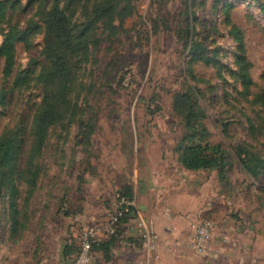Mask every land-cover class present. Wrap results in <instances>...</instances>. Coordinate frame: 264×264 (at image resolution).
Returning <instances> with one entry per match:
<instances>
[{
	"label": "rangeland",
	"instance_id": "374dc122",
	"mask_svg": "<svg viewBox=\"0 0 264 264\" xmlns=\"http://www.w3.org/2000/svg\"><path fill=\"white\" fill-rule=\"evenodd\" d=\"M5 1L9 22L30 29L35 7L29 0ZM92 2H76L84 26L92 20ZM115 2L125 12L111 26L94 28V54L81 71L79 113L86 122L52 129L34 158L35 185L28 183L31 175L19 182L17 206L6 191L1 198L0 264H120L115 251L133 247L160 259L154 214L169 202L181 203L187 189L192 193L186 201L204 207L211 197L224 199L231 217L264 233V176L254 179L235 165L221 181L217 171L183 168L177 148L183 114L174 106L178 94L196 88L210 141L227 150L249 146L264 156V0ZM42 38L33 33L29 46L18 44L17 68L40 56ZM240 55L248 64V86L238 74ZM4 64L0 56V87ZM22 101L0 107V133L24 112ZM24 146L30 150V140ZM128 189L136 215L123 224L116 214L121 191ZM205 222L211 223L212 238L215 225L208 215L192 224L189 246L198 255L211 240L202 251L195 247L197 228ZM147 235L155 240L153 250L146 248ZM113 237L108 256L95 247ZM87 242L91 247L84 254ZM66 243L72 251L64 257Z\"/></svg>",
	"mask_w": 264,
	"mask_h": 264
},
{
	"label": "trees",
	"instance_id": "16d2710c",
	"mask_svg": "<svg viewBox=\"0 0 264 264\" xmlns=\"http://www.w3.org/2000/svg\"><path fill=\"white\" fill-rule=\"evenodd\" d=\"M78 1L29 0L35 7V13L30 19L31 28L23 30L18 22H9V4L0 0V27L3 32L0 56L5 59L0 107L6 109L21 100L26 103V109L17 122L0 133V201L7 193L13 206H17L19 182L27 181L28 175L32 176L29 184L37 182L34 158L44 151L52 129L86 122L79 113L83 88L81 78L84 76L81 71L83 66L87 70L89 59L94 54V28L111 26L114 17L125 12V6L119 9L115 0H93L90 8L92 20L84 26L75 8ZM33 33L42 34L41 54L32 59L29 66L19 69L16 67L18 44L25 42L29 46ZM237 63L239 77L243 85L248 86L252 80L243 55L239 56ZM195 97L196 88L190 86L186 93L175 98V109L183 114L184 121V133L177 147L180 165L189 171H217L221 181L235 165L242 167L254 179L263 177L264 156L260 152L252 151L249 146L250 149L227 150L210 141V132ZM250 126L254 132L255 124L251 122ZM26 140H30V150L24 146ZM121 193L133 198L129 189ZM135 215L136 209L131 208L119 221L128 223ZM115 242L116 237H113L110 242H101L95 247L108 256L110 245ZM70 251L72 248L67 245L65 255Z\"/></svg>",
	"mask_w": 264,
	"mask_h": 264
},
{
	"label": "crops",
	"instance_id": "0c3cea01",
	"mask_svg": "<svg viewBox=\"0 0 264 264\" xmlns=\"http://www.w3.org/2000/svg\"><path fill=\"white\" fill-rule=\"evenodd\" d=\"M193 191V190H192ZM211 190H207L208 193ZM191 191L181 196V203L166 204L155 213V229L160 235V259H149L136 247L119 248L115 262L120 264H264V233L246 219L229 215L226 200L213 197L204 207L197 200L186 201ZM192 193V192H191ZM216 195L213 192V196ZM174 199V198H173ZM177 201V200H175ZM213 223V233L204 255L191 251L192 224L202 214ZM254 224V223H253ZM134 232V230H133ZM64 245L63 256L65 257Z\"/></svg>",
	"mask_w": 264,
	"mask_h": 264
},
{
	"label": "built area",
	"instance_id": "2783aa9c",
	"mask_svg": "<svg viewBox=\"0 0 264 264\" xmlns=\"http://www.w3.org/2000/svg\"><path fill=\"white\" fill-rule=\"evenodd\" d=\"M119 206H120L119 212L116 214L117 218H120L122 215L127 213L131 208H134L135 203L132 199L121 195L119 196ZM210 238H211V223L205 222V223L200 224L197 228L196 236L194 239L195 247L199 251H202L205 246V243L208 242ZM146 241H147L146 248H148L149 250L155 249L156 243H155L153 236L147 235ZM90 247H91V244L87 242L84 245L83 253L85 254L90 249ZM83 258L84 256H82L79 261L84 260ZM77 264H80V263H77Z\"/></svg>",
	"mask_w": 264,
	"mask_h": 264
}]
</instances>
